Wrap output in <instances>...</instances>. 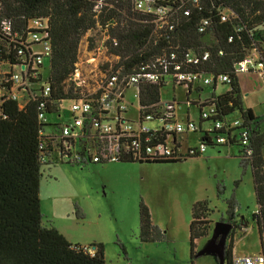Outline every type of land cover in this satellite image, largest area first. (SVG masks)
Masks as SVG:
<instances>
[{"label":"trees","instance_id":"obj_1","mask_svg":"<svg viewBox=\"0 0 264 264\" xmlns=\"http://www.w3.org/2000/svg\"><path fill=\"white\" fill-rule=\"evenodd\" d=\"M97 1L0 0V20L8 18L14 27L24 28L30 18H47V31L51 42L47 77L52 87L50 96L55 99V104L76 96L73 94L72 84L67 83V79L76 69L80 38L88 30L98 27L107 36L105 47L111 55H118L120 59L112 63V69L121 68V71L126 73L131 72L138 63L150 61L154 56L168 53L174 48H177L179 56L187 49L194 53L208 50L209 58L200 64L201 68L205 73L212 75L227 74L229 82L228 88L218 93L215 92L218 85H211L210 95L202 102L196 101L198 112L210 101L215 105L216 118L228 119L230 114L240 112L238 116L248 133L247 144L241 145L238 141L231 140L216 145L237 143L241 147L240 165L243 168L247 166L251 168L257 204L252 217L257 225L260 250L264 253V131L259 128V124L264 121V109L261 115H254L249 107L243 109L238 83L239 72L235 70L234 65L243 59L245 48L249 47L253 40L261 37L259 29L257 28V32L252 31L253 35L251 32L246 33V30L236 32L232 35V41L227 42V35L232 26L228 22H216L212 26V37H207L196 32L197 11L193 10L189 16H176L175 33L161 29L150 38L152 30L151 22L148 21L150 16L135 9L134 0H101L98 7H95ZM227 1L235 11L241 13L242 25L247 30L264 19V0ZM161 3L175 6L180 4V0H162ZM185 4L187 5L186 2ZM161 33L163 34L160 35ZM90 42L92 47V39ZM261 47L258 45L259 49ZM220 49L223 51L222 54L217 53ZM15 50L13 46L8 50L0 46V60L13 61L16 56ZM108 66L109 63H105L102 68L106 69ZM164 84L158 81L141 85L140 104L158 102L160 89ZM200 88L202 87L187 84L186 98L188 99L191 90L197 91ZM55 104L53 103V106ZM36 106L35 100L29 101L22 109L18 108L17 101L10 98L0 103V264H109L104 258L102 243L92 242L88 245L72 243L55 226L43 222L39 198L43 166L49 167L55 162L83 166L94 162H64L52 155L50 144L43 143L44 137L38 133L40 124ZM181 160L168 158L140 161L124 157L120 161ZM221 188L218 183L219 192ZM235 206L236 202L229 200L226 215L233 217L236 214ZM205 209V201H196L192 205L189 223L191 258L195 257L196 238L206 235L202 216ZM161 236V231L151 221L148 207L141 200L139 238L142 241H154ZM228 239L224 249V264H232L234 247L232 236ZM85 247H93L94 253L90 254L83 249ZM213 257L218 264V258L215 255Z\"/></svg>","mask_w":264,"mask_h":264},{"label":"rangeland","instance_id":"obj_2","mask_svg":"<svg viewBox=\"0 0 264 264\" xmlns=\"http://www.w3.org/2000/svg\"><path fill=\"white\" fill-rule=\"evenodd\" d=\"M105 38L98 27L80 38L76 67L90 88H95L96 81L105 75L103 65L114 62L106 51ZM48 63L45 59L44 64ZM88 79L93 80V85L86 82ZM238 82L243 109L249 107L254 114L261 115L264 74L239 72ZM226 88L227 84H219L215 92ZM211 92V86H202L200 91L191 90L187 99L185 86L173 85L169 80L160 89V101H177L178 118L185 121L188 113L196 121L198 108L194 101L198 100L194 99L198 93L204 99ZM70 103L71 100H65L62 115L51 114L47 120L64 123L70 118ZM238 113L230 114L228 119L233 120ZM261 126L264 131V121ZM187 137V144L197 145L198 132L188 133ZM240 152V145L232 143L207 145L203 154L173 162L126 161L83 166L55 162L43 166L39 192L43 222L55 226L72 243H102L109 264H217L212 252H199L209 242L214 223L226 218L228 202L233 200L237 218L244 219V226L238 227L232 236L234 250L242 254L258 252L259 236L252 217L257 209L252 173L250 166L240 165ZM218 183L221 192L217 190ZM141 200L149 209L152 223L162 233L154 241L139 238ZM196 201L206 202L202 215L206 235L196 238L195 257L191 258L188 226ZM228 240L227 237L226 243Z\"/></svg>","mask_w":264,"mask_h":264},{"label":"built area","instance_id":"obj_3","mask_svg":"<svg viewBox=\"0 0 264 264\" xmlns=\"http://www.w3.org/2000/svg\"><path fill=\"white\" fill-rule=\"evenodd\" d=\"M161 1H133L135 9L150 16V38L161 29L175 33L176 16H189L193 10L197 11L196 32L207 37H212V26L216 22H228L232 26L227 42L232 41V35L236 32L246 30V33L252 34L258 28L261 37L245 48L243 59L234 65L238 72L253 70L264 74V19L247 30L242 25L241 13L235 11L227 0H180V4L175 6L162 4ZM100 2L98 0L95 7ZM47 30L48 21L44 17L28 19L24 28L14 27L8 18L0 20L1 48L8 50L13 46L16 49L13 61L0 60V103L10 98L17 101L18 108L22 109L29 101L35 100L40 124L38 133L44 137L43 143L50 144L52 155L62 161L107 163L121 162L124 157L140 161L181 160L203 154L207 145L231 140L241 145L247 144L248 133L242 119L239 116L233 120L216 118L217 112L212 101L201 107L196 121L188 115L185 121L180 120L176 113L178 102L175 100L162 102L159 99L147 105L140 104V86L146 82L161 81L166 84L170 80L173 85L192 84L201 87L227 84V74L212 75L201 68L200 64L209 58L208 50L194 53L187 49L179 56L177 48H174L168 53L154 56L150 61L138 63L127 73L122 72L121 68L112 69L113 62H110L104 71L105 75L96 81L93 90L87 88L76 67L67 79V83L74 88L73 94H76L68 99L71 100L70 118L64 123L49 122L48 115H62L61 105L67 99L55 104V99L50 96L52 87L47 77L49 63L44 64L51 54ZM258 45L262 46L261 49ZM217 53L222 54L223 51L220 49ZM112 56L114 62L120 60L118 55ZM128 91L131 98H128ZM191 132L199 133L197 145L187 144L186 137ZM83 249L94 253L93 247ZM232 264H264V253L259 250L255 253L233 254Z\"/></svg>","mask_w":264,"mask_h":264},{"label":"water","instance_id":"obj_4","mask_svg":"<svg viewBox=\"0 0 264 264\" xmlns=\"http://www.w3.org/2000/svg\"><path fill=\"white\" fill-rule=\"evenodd\" d=\"M232 224L224 220L214 223L212 235L209 242L200 250L199 254L212 252L218 258V264H224V249L228 233Z\"/></svg>","mask_w":264,"mask_h":264},{"label":"flooded vegetation","instance_id":"obj_5","mask_svg":"<svg viewBox=\"0 0 264 264\" xmlns=\"http://www.w3.org/2000/svg\"><path fill=\"white\" fill-rule=\"evenodd\" d=\"M237 214H235L233 217H229L228 215H226V218H224V220H227L228 222H230L232 224V227L230 229V232L228 233L227 237L229 238L230 236H233L235 231L238 229V227H243V217L237 218ZM227 239V238H226ZM226 244V243H225Z\"/></svg>","mask_w":264,"mask_h":264},{"label":"crops","instance_id":"obj_6","mask_svg":"<svg viewBox=\"0 0 264 264\" xmlns=\"http://www.w3.org/2000/svg\"><path fill=\"white\" fill-rule=\"evenodd\" d=\"M93 80L91 81V80H89L88 79V84H92L93 85ZM239 83V82H238ZM87 88L90 90V89H94V87H92V88H90L89 86H87ZM217 88V87H216ZM216 88H215V90H216ZM239 88H240V85H239ZM227 89V88H226ZM200 90H202V88H200V89H198L197 91H200ZM240 91H241V89H240ZM199 93L197 94V99H194V100H198V102H200V101H202L203 99H200L199 98ZM206 98V97H205ZM194 102H196V101H194ZM253 111V110H252ZM240 113V112H239ZM253 113H254V111H253ZM188 115V113H186V116ZM254 115H256V114H254ZM262 122L259 124V128H260V130L261 131H263L262 130ZM186 139H188V137H186ZM263 154H264V147H263ZM188 158H190V157H188ZM189 223H190V221H189ZM256 224V223H255ZM189 227V226H188ZM256 229H257V225H256ZM258 232V231H257ZM63 234V233H62ZM64 235V234H63ZM66 237V236H65ZM70 241V240H69ZM234 246H235V244H234ZM260 250V249H259ZM233 254H242V253H236V251L234 250V247H233ZM246 254V253H245Z\"/></svg>","mask_w":264,"mask_h":264}]
</instances>
